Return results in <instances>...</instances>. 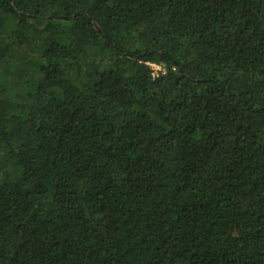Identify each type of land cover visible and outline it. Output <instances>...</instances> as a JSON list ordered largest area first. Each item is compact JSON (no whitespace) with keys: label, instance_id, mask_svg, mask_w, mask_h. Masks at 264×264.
I'll return each instance as SVG.
<instances>
[{"label":"trees","instance_id":"16d2710c","mask_svg":"<svg viewBox=\"0 0 264 264\" xmlns=\"http://www.w3.org/2000/svg\"><path fill=\"white\" fill-rule=\"evenodd\" d=\"M0 264H264V0H0Z\"/></svg>","mask_w":264,"mask_h":264},{"label":"built area","instance_id":"2783aa9c","mask_svg":"<svg viewBox=\"0 0 264 264\" xmlns=\"http://www.w3.org/2000/svg\"><path fill=\"white\" fill-rule=\"evenodd\" d=\"M151 69L152 77H157L159 74L163 73V69L158 65H149Z\"/></svg>","mask_w":264,"mask_h":264}]
</instances>
